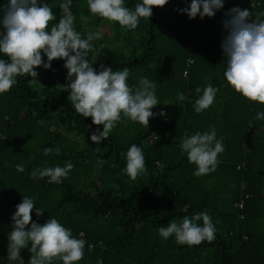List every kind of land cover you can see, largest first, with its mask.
Instances as JSON below:
<instances>
[{
    "label": "trees",
    "instance_id": "obj_1",
    "mask_svg": "<svg viewBox=\"0 0 264 264\" xmlns=\"http://www.w3.org/2000/svg\"><path fill=\"white\" fill-rule=\"evenodd\" d=\"M39 2L56 16L50 29L62 15L64 0ZM124 2L134 10L142 0ZM222 2L213 17L189 19L178 11L185 4L168 0L129 30L92 14L87 0H72L73 26L82 38L90 31L102 33L92 42L96 51L89 53L93 67L129 68L127 83L133 90L141 78L155 81L159 103L150 109L154 115L147 128L122 115L107 140L96 144L90 136L103 126L76 113L69 93L62 91L60 85L67 83L63 59L51 61L47 70L34 68L38 82L18 76L9 91L0 93V264L9 261L11 216L23 196L34 201L33 222L55 218L73 237L86 241L84 257L75 264H264V120H253L264 104L247 100L227 84L221 49L227 31L220 25L233 7L264 19V0ZM7 3L0 0V16ZM0 59L7 57L0 54ZM209 83L219 91L213 104L198 114L193 103L202 92L195 89ZM180 92L184 101L176 99ZM166 101L173 103L164 105ZM161 111L166 115L160 116ZM213 127L217 139L223 137L225 151L218 155L214 172L197 177L180 144L185 132ZM132 144L142 148L147 170L136 180L123 171L126 158L120 154ZM48 147L54 152L45 156ZM68 162L73 168L59 184L47 177L30 178L34 169ZM240 200L243 208L236 205ZM36 207L44 210L40 217ZM204 211L216 228L211 243L179 245L174 236H159L158 229L170 221ZM30 247L29 242L21 249L19 264H28Z\"/></svg>",
    "mask_w": 264,
    "mask_h": 264
},
{
    "label": "clouds",
    "instance_id": "obj_2",
    "mask_svg": "<svg viewBox=\"0 0 264 264\" xmlns=\"http://www.w3.org/2000/svg\"><path fill=\"white\" fill-rule=\"evenodd\" d=\"M168 0H142L134 10L125 6L124 0H87L89 11L103 19L118 22L120 26L133 30L138 26L139 19H149L153 7H163ZM72 0L60 3L61 17L57 24L49 29V22L56 19L47 3L39 0H8L0 16V54L7 59H0V93L9 91L17 83L18 76H28L33 82H38L36 67L51 68V61L63 59L67 69V83L60 85L62 91L68 92V99L76 113L83 117H91L94 125H102L103 130L92 132L90 139L99 144L107 140L110 132L123 117L133 122H139L148 127L149 118L154 113L150 111L159 101L155 90L156 82L141 78L139 86L133 90L127 80L130 70L123 67L113 70L110 66L101 64L99 69L93 67L95 60L89 59V53L95 52L93 41L102 38L100 31L88 32L82 38L74 28L75 16L71 11ZM223 8L222 0H191L188 7L179 9L186 13L189 19L199 15L211 18L215 11ZM227 19L222 21L227 34L221 42L225 57L226 70L224 77L227 84L249 101L264 104V19L259 15L253 18L249 9L233 7L225 13ZM43 53L47 62L42 59ZM218 88L209 83L203 90L195 89L198 98L193 103L196 113L208 109L214 102ZM178 101L186 99L183 92L177 94ZM173 102L166 101L164 105ZM160 116L166 114L161 111ZM253 120H264V111H259ZM190 163L196 166L193 175L200 177L214 172L219 163L218 155L225 151L223 137L217 139L213 127L206 132H196L189 135L185 132L180 144ZM58 152V149L55 150ZM54 152L48 147L43 149L45 156ZM126 167L123 171L132 179L146 173L145 156L141 147L132 144L126 153ZM23 171V165H18ZM73 168L68 162L64 167H44L34 169L30 173L33 180L49 178V183L59 184L62 178H67ZM35 204L32 198L23 196L16 205V211L11 216L12 230L8 235L9 260L20 259L21 249L31 247L28 251L31 257L28 264H75L83 259L86 241L75 238L70 229L65 228L57 219L49 218L45 223L32 221L31 212ZM44 210L37 208L35 214L40 217ZM202 221V225H198ZM30 228L26 230V226ZM158 234L164 240L175 238L179 245H199L204 241L215 240L216 228L211 216L199 212L191 218L184 216L181 221H170L167 226L158 229ZM83 236V233L80 234ZM91 250V246H89Z\"/></svg>",
    "mask_w": 264,
    "mask_h": 264
},
{
    "label": "built area",
    "instance_id": "obj_3",
    "mask_svg": "<svg viewBox=\"0 0 264 264\" xmlns=\"http://www.w3.org/2000/svg\"><path fill=\"white\" fill-rule=\"evenodd\" d=\"M183 4H185L187 7L190 5V3H191V0H180ZM187 74V71H184V75H186ZM252 130H255V128H252ZM240 167V165H238V168ZM245 196H248V195H245ZM236 205L238 206V208H243V200H240L239 202H237L236 203ZM241 217H242V215H241ZM82 232H80L79 233V235L81 234ZM81 236V235H80ZM10 261L11 260H9L8 261V263L7 264H10ZM16 264H19L18 263V259H17V261H16Z\"/></svg>",
    "mask_w": 264,
    "mask_h": 264
},
{
    "label": "rangeland",
    "instance_id": "obj_4",
    "mask_svg": "<svg viewBox=\"0 0 264 264\" xmlns=\"http://www.w3.org/2000/svg\"><path fill=\"white\" fill-rule=\"evenodd\" d=\"M220 25H222V18H220ZM16 261H17V260H11V261H10V264H16Z\"/></svg>",
    "mask_w": 264,
    "mask_h": 264
}]
</instances>
